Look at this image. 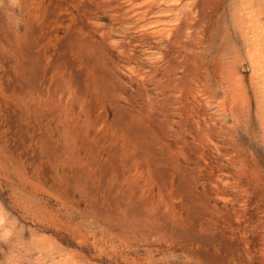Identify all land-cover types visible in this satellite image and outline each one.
Wrapping results in <instances>:
<instances>
[{
    "label": "rangeland",
    "instance_id": "obj_1",
    "mask_svg": "<svg viewBox=\"0 0 264 264\" xmlns=\"http://www.w3.org/2000/svg\"><path fill=\"white\" fill-rule=\"evenodd\" d=\"M207 1L0 0V264H264V0Z\"/></svg>",
    "mask_w": 264,
    "mask_h": 264
},
{
    "label": "bare ground",
    "instance_id": "obj_2",
    "mask_svg": "<svg viewBox=\"0 0 264 264\" xmlns=\"http://www.w3.org/2000/svg\"><path fill=\"white\" fill-rule=\"evenodd\" d=\"M7 2H6V4L8 3V1L9 0H6ZM33 1L34 0H20V3H19V6H20V11H21V17L19 18L20 20H21V27L23 28V30L26 32V34H32L31 33V31H32V27H34V25H33V23H34V21H33V17H32V14H34V13H32V12H35L36 10H35V8H33V6L31 5V4H33ZM209 1V0H208ZM207 1V2H208ZM60 2V1H59ZM76 2V1H75ZM102 2V1H101ZM206 2V1H205ZM5 3V2H4ZM16 3V2H15ZM77 3V2H76ZM5 4V5H6ZM8 4H10V3H8ZM101 4V3H100ZM103 4V3H102ZM104 4H106V3H104ZM110 4V3H109ZM5 5H3V7L5 6ZM60 5V4H59ZM106 6V5H105ZM6 7H7V5H6ZM201 7V6H200ZM204 7H205V4H204ZM5 8V7H4ZM33 9L35 10V11H33ZM2 10H4V9H2ZM38 10V9H37ZM37 12V11H36ZM202 14V13H201ZM198 16H199V14H198ZM38 17V16H37ZM202 17V16H201ZM37 21V20H36ZM35 21V22H36ZM195 23V22H194ZM78 24V23H77ZM95 26V25H94ZM6 29V28H5ZM171 32H172V29L170 30ZM33 32V31H32ZM166 33V32H165ZM170 33V32H169ZM27 36V35H26ZM29 37V36H28ZM91 37V36H90ZM66 42V41H65ZM83 42H85L86 43V41H84L83 40ZM75 43V42H74ZM88 44V43H87ZM23 45V44H22ZM84 45V44H83ZM93 46V45H92ZM60 47V46H59ZM91 47V46H90ZM89 47V50L91 49ZM25 48H27V47H25ZM29 48V47H28ZM93 49V48H92ZM20 51V50H19ZM91 51V50H90ZM31 55V54H30ZM28 56V55H27ZM90 60V59H89ZM72 62V61H71ZM33 79V78H32ZM37 82V81H36ZM118 131V130H117ZM154 175V174H153ZM158 176V175H157ZM159 177H162L161 175L159 176ZM161 179V178H160ZM132 181H134V180H132ZM182 182H183V180H182ZM181 182V183H182ZM181 187H179V189H180ZM183 188H184V186H183ZM182 192H183V190H182ZM188 193V192H187ZM188 195H190L189 193H188ZM192 195V194H191ZM150 197V196H149ZM190 197H194L193 195L192 196H190ZM188 198H189V196H188ZM197 199V198H196ZM131 203V202H130ZM145 203H147V202H145ZM191 203V202H190ZM193 206V205H192ZM134 207V206H133ZM132 209V208H131ZM191 209V208H190ZM194 209V208H193ZM192 210V209H191ZM139 215V214H138ZM141 215V214H140ZM152 217V216H151ZM192 219V218H191ZM196 239V238H195ZM204 241V240H203ZM226 243V242H225ZM224 244V243H223Z\"/></svg>",
    "mask_w": 264,
    "mask_h": 264
}]
</instances>
